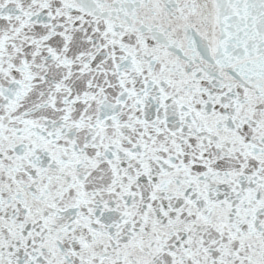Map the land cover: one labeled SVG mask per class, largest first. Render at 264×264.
<instances>
[{"label":"snow or ice","instance_id":"6c2138e0","mask_svg":"<svg viewBox=\"0 0 264 264\" xmlns=\"http://www.w3.org/2000/svg\"><path fill=\"white\" fill-rule=\"evenodd\" d=\"M0 264H264V0H0Z\"/></svg>","mask_w":264,"mask_h":264}]
</instances>
